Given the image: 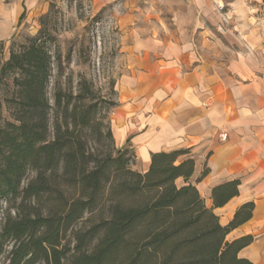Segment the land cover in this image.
I'll use <instances>...</instances> for the list:
<instances>
[{
	"label": "trees",
	"instance_id": "trees-1",
	"mask_svg": "<svg viewBox=\"0 0 264 264\" xmlns=\"http://www.w3.org/2000/svg\"><path fill=\"white\" fill-rule=\"evenodd\" d=\"M39 41L0 67L2 78L19 73L20 99V116L0 127L3 264H251L238 254L253 237L227 236L253 205L221 225L194 186L176 185L193 171L190 160L175 164L181 152L153 154L145 173L133 170V151L116 148L111 131L117 103L82 76L49 94L56 58ZM237 185L214 189V205Z\"/></svg>",
	"mask_w": 264,
	"mask_h": 264
},
{
	"label": "crops",
	"instance_id": "crops-1",
	"mask_svg": "<svg viewBox=\"0 0 264 264\" xmlns=\"http://www.w3.org/2000/svg\"><path fill=\"white\" fill-rule=\"evenodd\" d=\"M37 2L0 0V42ZM155 2L159 26L144 30L130 20L121 37L115 146L133 151L139 173L153 154L181 152L175 164L190 160L193 171L175 183L194 186L221 225L252 204L227 240L253 237L238 257L264 264V0H222L223 16L212 0ZM232 182L237 195L216 207L213 190Z\"/></svg>",
	"mask_w": 264,
	"mask_h": 264
},
{
	"label": "rangeland",
	"instance_id": "rangeland-1",
	"mask_svg": "<svg viewBox=\"0 0 264 264\" xmlns=\"http://www.w3.org/2000/svg\"><path fill=\"white\" fill-rule=\"evenodd\" d=\"M130 1L131 5L126 4L129 0H38L35 10L23 15L14 36L0 45V67L11 51L19 53L39 38L56 58L49 94L57 86L75 88L82 76L101 97L117 103L114 82L121 71V37L126 24L131 20L136 27L154 29L163 14L155 0ZM129 15L133 18L127 19ZM17 78L18 72L0 77V127L20 116ZM3 263L4 258L0 260Z\"/></svg>",
	"mask_w": 264,
	"mask_h": 264
},
{
	"label": "built area",
	"instance_id": "built-area-1",
	"mask_svg": "<svg viewBox=\"0 0 264 264\" xmlns=\"http://www.w3.org/2000/svg\"><path fill=\"white\" fill-rule=\"evenodd\" d=\"M212 3L215 7V10L217 12V14H219L220 16H223L224 10H225V5L223 4L222 0H212ZM264 26V23H263ZM227 138L226 134H220L219 135V139L221 141H225Z\"/></svg>",
	"mask_w": 264,
	"mask_h": 264
}]
</instances>
